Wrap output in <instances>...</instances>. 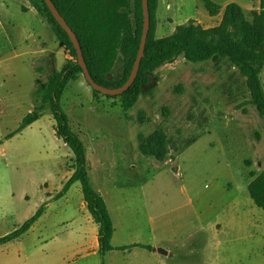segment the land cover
Segmentation results:
<instances>
[{"label":"rangeland","instance_id":"obj_1","mask_svg":"<svg viewBox=\"0 0 264 264\" xmlns=\"http://www.w3.org/2000/svg\"><path fill=\"white\" fill-rule=\"evenodd\" d=\"M214 1L225 7L252 6L253 0ZM171 5L161 10L157 38L190 21L216 27L224 10L210 17L200 0ZM261 10L246 11L248 20ZM65 62L66 51L31 0H0V238L31 219L38 202L51 205L48 228L0 247V264H68L64 241L75 247L89 239L82 233L71 238L82 227L71 219L82 213L80 183L58 198L74 157L56 135L50 108L15 133L34 109L36 88ZM150 78L127 113L120 98L95 96L84 75L62 98L84 143L92 185L110 204L115 244L156 243L173 254L154 262L115 251L105 264H264V210L248 192L252 176L264 172V120L251 104L246 79L227 60L195 64L183 57ZM261 81L264 86V70ZM159 129L169 140L163 162L139 148L140 136ZM70 264L102 260L88 256Z\"/></svg>","mask_w":264,"mask_h":264},{"label":"trees","instance_id":"obj_2","mask_svg":"<svg viewBox=\"0 0 264 264\" xmlns=\"http://www.w3.org/2000/svg\"><path fill=\"white\" fill-rule=\"evenodd\" d=\"M34 9L52 27L62 49L69 51L72 60H66L61 71L52 72L33 94L34 109L22 121L15 132L21 133L36 123L50 108L56 123L55 132L73 154L71 177L58 198L65 196L71 187L80 183L83 199L93 221L99 227L98 244L102 264L106 256L115 250L112 240L114 224L102 195L97 192L89 176L86 149L80 136L70 126L62 107V98L68 85L84 75L78 64L77 52L68 34L56 22L44 0H31ZM210 17H218L222 7L214 0H200ZM60 15L76 34L84 59L94 81L108 89L123 87L130 78L136 62L144 25L142 0H52ZM263 2V0H262ZM159 0H149L151 28L145 56L138 77L129 91L118 97L125 113L138 103L143 87L160 68L183 57L190 63H218L227 60L246 79L251 104L264 120V86L261 74L264 70V9L252 13L248 20L244 9L231 3L223 10L218 26L204 28L190 21L178 26L171 36L157 38L156 13ZM44 72L45 69H39ZM89 85V84H88ZM90 86V85H89ZM91 87V86H90ZM93 90V89H92ZM95 96L102 95L93 90ZM14 135V134H13ZM10 135L9 138L13 137ZM143 155L163 162L169 154V140L159 129L152 136L139 137ZM248 192L256 207L264 210V172L253 175ZM44 213V207L21 228L0 238V247L19 241L36 224ZM150 246L132 245L118 248L120 251Z\"/></svg>","mask_w":264,"mask_h":264},{"label":"crops","instance_id":"obj_3","mask_svg":"<svg viewBox=\"0 0 264 264\" xmlns=\"http://www.w3.org/2000/svg\"><path fill=\"white\" fill-rule=\"evenodd\" d=\"M249 3H252V6H254V8L252 6H249V4L245 5V6L240 5L244 9L245 12L249 11V10L259 11L261 9H264V0H263V2H262V0H253L251 2L249 1ZM257 5H259V8L256 7ZM225 7H222V10H223V8L225 9ZM171 9H172L171 0H159V6H158L157 13H156L157 26L159 23V19L161 18V10H171ZM63 50L64 49H62V51ZM43 51H44L43 52L44 54L48 53L47 49H44ZM66 60H67V55H66ZM67 180H69V178ZM72 187H71V189H72ZM71 189L69 190V192L71 191ZM97 192H99L102 195V197L104 198L106 205L108 207L110 216L112 218L114 228H115V233H114V237L112 240V245L115 248V250L112 251L111 253H114L115 251H119L120 253L124 254L125 258L127 257L125 255H128L129 257L131 255H136V256L141 257L142 259H149V260H152L154 262H160L161 261L160 257H172L173 256L172 252L168 251L167 249H165L164 247H162L161 245L156 244V243H148L147 244V243L132 242V243H127V244H123V245H116L115 242H116V236H117L116 235L117 229H116V226L114 223L113 215L111 213L110 204H109V202L106 201L102 192H100V191H97ZM46 204H47V206H46ZM44 206H45V211H44L43 215L36 222V224L30 229L29 232L34 231L39 226H44V228L46 227V229L48 228L47 227V221L49 219L48 218L49 215L51 214V205H49V202H38V204L35 207V210H37V212H38L40 210V208H42ZM80 211H82V213H80L79 217L76 216V218H75L74 216H72L71 219L75 220L73 222V224L79 223L82 226L80 228L81 231L78 232V235H77V233L76 234L74 233L73 235H71L72 236L71 238H75V237L81 238V233H82L84 235L83 239L85 238V240H86V237H88L89 239L86 242H82L80 245H77V246L74 245L75 247L69 246L67 241H66V243L64 241V244H66V252L68 254V258L66 260V262L68 264L74 262L78 258H83V257H88V256H90V257L99 256V254H98L99 253V244H98L99 227H98V225H96L94 223L92 216L88 212L86 204L84 202V199H83V202H81V204H80ZM68 214H71V212L68 210V208H66V217L71 216ZM72 227H73V225H72ZM132 245L150 246L152 248V250H148V249H145L142 247H135V248H132V249L126 250V251L118 250V248L126 247V246H132ZM83 248H85V249H83ZM158 250L166 251V255L160 254L158 252ZM135 251H141L143 254H134V253H136Z\"/></svg>","mask_w":264,"mask_h":264},{"label":"water","instance_id":"obj_4","mask_svg":"<svg viewBox=\"0 0 264 264\" xmlns=\"http://www.w3.org/2000/svg\"><path fill=\"white\" fill-rule=\"evenodd\" d=\"M46 5L48 6L50 12L52 13L54 19L56 22L61 26V28L68 34L76 52H77V58H78V64L82 68L85 79L87 83L91 86V88L104 95V96H110V97H118L126 93L131 89V87L134 85L139 71L141 67V62L145 56V51H146V45H147V40L151 28V19H150V11H149V0H142V5H143V14H144V25H143V34H142V39H141V44H140V49L139 53L136 59V62L134 64V68L132 70V73L130 75L129 80L127 83L118 89H108L106 87H103L99 84H97L92 75L90 74L88 67L86 65L83 51L80 45V42L76 36V34L72 31V29L68 26L67 22L65 19L60 15L59 11L57 10L56 6L52 2V0H44ZM62 46V45H61ZM158 252L162 255H166V251L164 250H158Z\"/></svg>","mask_w":264,"mask_h":264},{"label":"built area","instance_id":"obj_5","mask_svg":"<svg viewBox=\"0 0 264 264\" xmlns=\"http://www.w3.org/2000/svg\"><path fill=\"white\" fill-rule=\"evenodd\" d=\"M66 55L68 56L69 60H72V56L70 55L69 51H66Z\"/></svg>","mask_w":264,"mask_h":264}]
</instances>
